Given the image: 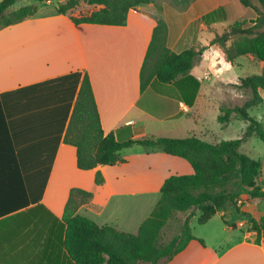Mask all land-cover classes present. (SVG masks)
<instances>
[{
    "label": "crops",
    "instance_id": "1",
    "mask_svg": "<svg viewBox=\"0 0 264 264\" xmlns=\"http://www.w3.org/2000/svg\"><path fill=\"white\" fill-rule=\"evenodd\" d=\"M233 1L196 0L186 11L164 15L142 4L130 12L126 26H108L74 23L73 17L82 16V0L66 15L57 9L42 13L38 7L35 16L3 30L34 22L36 37L46 41L45 48L37 46L35 73L12 74L0 82V264H75L62 242L64 212L75 188L94 194L92 202L78 209L79 215L136 234L159 202L163 183L172 175L194 172L186 160L143 146L124 149L126 163L80 170L77 148L64 141L57 145L56 116L43 110L40 96L2 94L79 71L92 81L105 133H114L118 141L205 140L213 136L209 126L211 120L218 121L224 97L239 90L241 78L235 69L244 66L242 57L231 64L220 46L211 45L217 27L232 21L206 18ZM159 19L168 25L169 49L178 54L199 51L191 72L200 83L195 100L192 82L182 88L179 81L162 84L154 78L142 91V70ZM255 19L250 9L242 17ZM260 94L264 98V90ZM98 172L105 176L103 185L96 183ZM260 181L264 190L263 163ZM255 202L246 199L241 213L231 208L194 227L193 210L175 212L171 220L178 214L185 215L183 223L190 218L194 236L204 244L194 240L161 264H264V235L259 241L256 232L244 228L246 221L262 218L255 215ZM224 215L237 227L225 224Z\"/></svg>",
    "mask_w": 264,
    "mask_h": 264
},
{
    "label": "trees",
    "instance_id": "2",
    "mask_svg": "<svg viewBox=\"0 0 264 264\" xmlns=\"http://www.w3.org/2000/svg\"><path fill=\"white\" fill-rule=\"evenodd\" d=\"M19 1L23 0L0 2V31L20 24L38 13L37 5L12 11V7ZM195 1L176 0V4L182 11H186ZM257 1L259 6L253 0H234L206 16L213 21H232L227 32L217 36L211 43L223 47L229 63L234 64L240 57H251L263 63L262 75L242 78L237 85L240 90L252 91L253 97L241 107H221L218 122L223 128L233 118L248 123L244 136L240 139L210 143L193 136L187 139L141 138L120 142L114 133H105L92 81L88 74L79 71L2 94L40 96L43 110L56 116L57 145L64 141L77 148L80 170L126 163L121 152L134 146L159 147L167 155L186 160L194 170L191 175H172L163 183L159 202L136 234L120 231L113 226H99L94 220L79 215L78 209L92 202L94 194L79 188L73 189L64 212L65 234L62 242L75 264L169 262L192 241L199 240L194 236L188 218L177 237L167 245L159 244L162 232L175 212L199 211L198 223L205 225L218 213L227 212L231 208H236L241 213L246 199L264 200V190L260 183L262 162L241 152L243 143L252 137L264 142L263 125L250 116L252 108L264 103L260 94L264 90V0ZM84 3L100 8L86 15L73 17L74 23L126 26L130 12L142 4H151L152 0H84ZM80 4L81 0H69L66 4H60L57 11L66 15ZM249 9H253L257 17L251 21L250 27H246V22L240 19ZM233 39V44L227 47V43ZM167 42L168 25L163 19H159L142 70V91L154 78L162 84L179 81L182 88L188 87L192 82L195 100L200 83L191 72L199 58V51L191 48L178 54L168 48ZM203 50L204 48L201 49ZM147 67L149 75L146 78ZM54 160L55 154H52L51 165ZM96 183H105L102 172L97 173ZM223 221L230 227H237L227 221L226 215L223 216ZM252 230L257 233L260 241L264 235V216L260 220H253ZM199 241L204 244L203 240Z\"/></svg>",
    "mask_w": 264,
    "mask_h": 264
},
{
    "label": "rangeland",
    "instance_id": "3",
    "mask_svg": "<svg viewBox=\"0 0 264 264\" xmlns=\"http://www.w3.org/2000/svg\"><path fill=\"white\" fill-rule=\"evenodd\" d=\"M1 1L3 0H0V2ZM51 1V4H45L47 1L42 2L41 0H24L22 2H17L16 5L12 7V11L18 10L22 6L37 5L38 7H40L39 9L42 13L54 12L62 3V0ZM253 2L259 6L257 0H253ZM147 7L163 15L164 13L174 12L175 10L182 11V9L177 6L176 0H152V3L148 4ZM95 9L96 8L89 7L84 4L82 5L81 15L89 14L92 10ZM250 10L254 12V17H257L256 12L253 9ZM240 20L243 21L242 19ZM244 22H246V27L251 26V22L249 20ZM229 26H226V24L219 25L217 27V36L226 33L229 29ZM34 29V22H32L23 24L22 27H19V29L7 31L2 30L3 32L0 31V82L9 80L10 75L12 74L21 75L26 72L28 74L35 73V52L36 50H39V47H37L38 44L42 45L45 48L43 42L46 41V38L44 36H39V38H37ZM234 38L237 39V37ZM235 39L230 40L227 43V47H230ZM218 46H220L222 48V51L224 52L223 47L221 45ZM240 60L244 64V66L242 68H236L235 72L241 79L263 74V63L259 60L253 59L251 57H242L240 58ZM148 75L149 70L147 67L145 77L147 78ZM252 97V91L239 89L237 90V92L235 91L234 95L224 97L223 106H229L231 108L241 107L247 100ZM250 116L257 119L264 127V103L258 107L252 108L250 110ZM247 127V122L233 118L232 122L226 128H223L222 125L217 121V119H213L211 120V124L209 126V129L213 131V136L205 140L210 143H219L221 141L227 140H237L244 136ZM241 152L247 154L253 159L262 161V163L264 164V142L261 139L257 137L250 138L247 142L243 143ZM254 209L257 218L263 217L264 200L256 199V202L254 203ZM184 216V214H178L172 220L170 219L171 221H169L168 225L164 228L163 234L165 233V235L161 236L159 242L160 245L163 246L169 244L175 237L180 234L185 223H183ZM193 216L194 217H192V223L194 224L192 225L194 227L198 224L197 221L200 216V212L193 211ZM253 220L254 219L246 221L244 228L247 230H252ZM241 225L242 222L239 226L242 227Z\"/></svg>",
    "mask_w": 264,
    "mask_h": 264
},
{
    "label": "built area",
    "instance_id": "4",
    "mask_svg": "<svg viewBox=\"0 0 264 264\" xmlns=\"http://www.w3.org/2000/svg\"><path fill=\"white\" fill-rule=\"evenodd\" d=\"M242 227L244 226V224L242 223V225H241Z\"/></svg>",
    "mask_w": 264,
    "mask_h": 264
}]
</instances>
